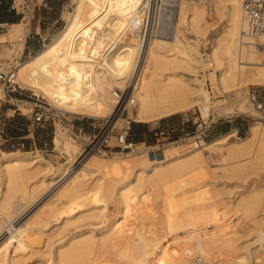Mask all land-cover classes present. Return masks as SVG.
Instances as JSON below:
<instances>
[{
	"label": "bare ground",
	"instance_id": "obj_1",
	"mask_svg": "<svg viewBox=\"0 0 264 264\" xmlns=\"http://www.w3.org/2000/svg\"><path fill=\"white\" fill-rule=\"evenodd\" d=\"M145 1L75 0L63 30L17 64L16 81L59 111L90 117L119 115L125 100L133 104L137 97L134 117L145 122L194 107L207 118L230 111L229 104H220L223 99L219 103L212 99L206 77L216 90L234 92L236 99L243 87L264 85L261 53L240 45L242 0H179L174 19L172 0H159L150 38L143 42L142 25L136 20L147 16L142 8ZM214 10L226 24L210 55L204 57L199 38L212 27L208 12ZM125 21L121 42L111 40L117 24ZM186 30L196 39L186 36ZM25 36L20 38L22 51ZM99 66L102 71L96 69ZM1 93L5 94L4 88ZM222 138L201 139L194 144L199 146L183 154L172 152L180 147L173 145L160 158L145 154L132 178L123 183L107 174L108 162L97 160L96 154L80 161L68 157L54 169L41 154L2 151L0 257L11 252L10 257L17 259L31 250L52 257V264H194L197 260L264 264V246L249 247L255 242L249 244L250 233L264 232V184L252 183L237 198L227 200L221 188L215 189L217 182L196 183L217 169H222L223 177L245 180L246 170L264 164V122L253 124L245 137ZM54 144L60 147V133ZM62 149L68 155L79 152V146L68 140ZM185 178L190 181L185 183ZM195 184L198 188L192 190ZM44 188L45 193L38 195ZM111 200L118 202L120 216L96 232L94 225L106 217ZM22 203L26 206L20 210ZM74 225L82 228L57 240L55 248L49 236L44 243L28 240L41 237L51 226L60 228L56 234H61Z\"/></svg>",
	"mask_w": 264,
	"mask_h": 264
},
{
	"label": "rangeland",
	"instance_id": "obj_2",
	"mask_svg": "<svg viewBox=\"0 0 264 264\" xmlns=\"http://www.w3.org/2000/svg\"><path fill=\"white\" fill-rule=\"evenodd\" d=\"M11 1H15V4L17 5L18 11H19L17 12V10H11V12L16 13L17 15L21 16L18 22L22 19L23 10L26 12L28 8L30 9V11L29 13H26L25 17L22 20L23 22L20 25H12V24L6 25L5 29L0 32V36L5 35L4 38L0 37V59H6V60H13L15 56L18 57L19 55L23 53L22 51L23 40H21L20 38L21 37L24 38L26 31H29V30L33 33L34 37L32 39L35 41V43H37L38 47L35 48L33 47L35 46V44L28 43L29 48H26L24 50L22 60L27 59L30 55L37 52V50L43 48L46 43L51 41L56 35H58L63 30L64 26L68 22L73 12V8L75 5V0H11ZM178 3H179V0L171 1L170 8L172 10V13H171L172 19H174L173 17H175ZM217 12L215 10L212 12L211 11L208 12V15H210V21L212 23L211 24L212 27L209 28L205 37L199 38L200 39L199 40V51L201 54L205 55L204 57H207L205 53L210 55L212 46L214 45L218 35H220V33L222 32L226 24V21L223 18H220V16L218 15L219 13ZM99 21L101 22L102 19L101 20L99 19ZM118 24H117V28L115 27L116 28V31H114L115 34L111 36V40L116 41L115 39H119V41L118 40L117 41L118 43H120L121 42L120 40L124 36V33L126 31L128 22L125 21L124 23H118ZM100 25L101 24L99 23V26ZM8 29H9V32H8ZM36 31L40 34H35ZM141 32H142V26H141ZM40 36L46 39L41 40ZM186 36H188L190 39L191 38L196 39V35L192 32H189V30H186ZM2 40H5V41H2ZM80 46L83 49H86L87 47L84 44H81ZM107 48L110 54L111 53L109 49L110 47H107ZM259 56L263 59V56L261 54H259ZM96 69L99 71L103 70L102 67L100 66H99V69L98 68ZM211 70H214V69H211ZM216 73H219V70H217ZM204 84H205V87L209 90L210 96L212 97V99L215 100V102L218 100L217 103L221 101L220 103L221 105L229 104L228 106L231 107V109H229L230 111L226 110L228 111L226 113L225 111L224 112L217 111L220 113L214 112L212 113L211 116L207 118L202 115L198 107H194L187 111L179 112V113H176L170 116H166V117L159 118V119H154L151 121H146V122L137 121L134 117V114L138 106V99L137 97L134 96L136 98L135 102L133 104L127 105L128 100L126 99L125 100L126 102L123 103V105H121V107L119 108V111H118L119 115L114 116L115 118H118L119 116L117 127H121L124 123H126L125 118L129 116L130 118L134 120V122L131 125L132 130H131V135L129 136L130 140L140 142V144L142 141L146 140V144H145L146 146H149V144L151 146H155L157 144V138L154 133L156 128L165 127L167 126V124L177 121L179 118L186 116V115H189L192 117V119H195L198 121H202V120L207 121V124L214 121L212 122V125L209 131H206V134H208L206 140L208 141L217 140L222 137L228 138L229 136H230V140H237L238 139L237 137H245L249 135L253 124L259 121L264 122V120L255 119L254 117L249 115L254 111L253 106L247 97L248 88L251 87L252 85L243 87L241 89L240 98L236 99L234 92L227 94L223 91L220 92V90L218 89L216 90L212 86L211 80L208 79V77H206ZM3 88L4 86L0 83V89H3ZM115 90L118 93H120V95H122L121 89L115 88ZM1 94H0V102L7 103V104L6 105L2 104V106H0V158L2 157V151L14 152L15 154L16 153L26 154L28 156L41 154L42 157L46 158L49 162H51L52 165H54L53 166L54 169H58L60 165L68 159V157L74 158L75 160L77 159L80 161L84 157L83 152H84L86 141L82 139H76L70 133V130L68 129V124H67L68 119L69 120L73 119L72 121H68V122L74 125L75 128L79 129L82 125L85 127L83 135L88 140L89 136L94 137L98 133L101 125L105 122L106 119H108V117H110V115L108 116V113H105L103 117H90V116L76 114V113L62 112L56 109L57 111L62 113L64 115L62 116L65 117L66 119L64 118L63 121H60V119L56 118L55 122L54 120H49V121H46L40 124L38 127L36 126L30 127L29 125L30 122L29 120H27L26 116L16 114V116L22 117V119H17L15 122L13 121L8 122L5 120H7L8 118L9 119L13 118L12 115L13 113H15L13 109L15 108L18 109L17 111L31 116L32 113L38 110V108L36 107L37 102L42 103V105H44L45 108H49L53 110H55V108H53L48 103V101H46L45 99L35 96L33 92L27 88L21 87L19 88L18 91L13 93L12 96H14V99L12 98V96L6 95V93L5 94L1 93ZM15 97L22 98L23 100L15 99ZM129 97L130 98L132 97V93L130 94ZM220 99H223V100H220ZM5 101H12V102H5ZM115 105H117V103ZM242 112H245V113H242ZM91 122H95L97 126L96 127L91 126L90 125ZM216 123L224 125L226 127V131L218 136H214L212 133L213 127ZM240 125H242V128L238 131L237 127ZM33 130H35L34 135H32ZM57 133H60L61 135V145L59 148H55L56 145L54 144V141H53L54 136ZM199 134H201L200 127H198L197 133L192 134V136H190L188 139H184L183 141H179L177 143H169L165 145L164 148H169L172 145L176 147L180 146V147L173 149L172 152L175 151V152H180L182 154L186 153L190 149H193L199 146V144L196 146L193 144L195 137H197ZM50 137H51V140L49 141ZM66 140L70 141L72 144L78 145L79 152L74 153L73 155H68L67 153L63 152L64 150L62 149V145ZM46 141H47V144L44 143ZM127 152L129 151L114 152V153L101 152V153L96 154L97 160L101 162L102 161L108 162L107 174L108 173L113 174V179L118 181L119 183H123L131 179L133 176V172L139 165L138 161L140 160V158H142V156L145 154L148 155L147 153H142V152L141 153L131 152V154H128ZM168 155H170V152L168 153ZM221 170L222 169H217L216 174L215 172H213L211 175H208V177L206 175L200 176L201 179L203 180H201L198 177H197L198 180H196L195 178L196 183L202 182L201 184H203L206 182L207 183L217 182V185H216L217 187L215 189L221 188L219 190H221L222 196L226 197L227 200H229L230 197H232L233 195H234L233 196L234 199L237 198V196L243 191H245L247 188H249L252 185V183L257 184L258 186H261L264 184V164L252 165L248 170H246L245 173L247 172L248 177L246 175L245 178L247 177V179L243 178L245 180H242L238 177L237 178L236 177H229V178L223 177L221 176L222 175ZM184 180H185L184 182L186 183L187 179L185 178ZM197 185L198 184H195L192 190H196L198 188ZM44 190L45 188L42 189L38 195L44 192ZM160 190H163L160 192V195L161 196L165 195V190L163 186L161 187ZM4 191L5 189H4L3 179L0 176V197ZM180 196L181 195L179 194L178 197ZM209 198L206 199V201L208 203H211L213 199L211 198L209 200ZM204 201H201V202H204ZM25 206L26 204L22 203L20 210L25 208ZM119 214H120V206L118 205V202L111 200L108 203V211H107L106 217L100 221L99 220L96 221L94 225L96 232H99V230L104 229L106 225L109 223V221H111L112 219L114 220V218L116 219V217L118 218L120 216ZM53 228H56V229L53 230ZM81 228L79 225L69 226V228L67 227V230H65L64 232L61 231L63 233L56 234L57 233L56 230L58 231V229L60 230V228H57V226L55 227L51 226V227H48V230L47 229L43 230L44 235H41V237L28 238V240L33 239L32 241L34 242L39 241L41 243L42 242L44 243L45 239H47L49 236V238H51L50 241L54 246L53 248H55V245L58 242L57 240L59 241L65 240L64 238H67L71 234L77 233ZM255 233L256 232L250 233L249 235V244L253 240L255 241L254 243L250 244L249 247L255 244H258V243L264 246V232L256 233V234ZM53 234L56 235L55 236L56 238H54V240L52 239ZM41 247H42V244L39 243L38 248H41ZM36 253L37 252L33 253V251L29 250L23 256L16 259L15 258L16 256L10 257V254H12L11 252H8V253L5 252V254L3 253L1 254L0 258L1 260H8V262H11V264H52L51 263V261H53L52 257L46 255L47 257L46 258L45 256L43 257L41 256V254H38V253L36 254ZM6 254H8L9 256ZM41 258L43 259L41 260ZM45 259L46 261H44Z\"/></svg>",
	"mask_w": 264,
	"mask_h": 264
},
{
	"label": "built area",
	"instance_id": "obj_3",
	"mask_svg": "<svg viewBox=\"0 0 264 264\" xmlns=\"http://www.w3.org/2000/svg\"><path fill=\"white\" fill-rule=\"evenodd\" d=\"M159 0H146L142 5V8L147 10V16L142 19H137V23L141 22L142 25V38L143 42H148L150 38V31L152 25L153 14L156 10ZM3 4V0H0V5ZM8 9L17 10V5L15 1H8ZM30 9L27 8L26 12L23 10L22 19L25 17L26 13H29ZM242 16L243 25L241 28L240 35V45L253 47L258 50L263 56L264 60V0H242ZM7 23H0V32L5 29ZM34 37L33 33L29 30L26 31L25 42L26 48L28 47L29 40ZM41 37V36H40ZM46 38L41 37V40ZM24 49V50H25ZM24 51L18 57H14L13 60L0 59V83L4 86L6 95L12 96L13 93L21 88V85L16 81V66L22 60ZM207 54V53H205ZM248 100L251 102L254 111L249 114L255 119L264 120V85H252L248 88L247 93ZM128 105V103H127ZM37 111L33 113V124L40 125L46 121L54 120L56 118L63 121L65 117L62 113L56 109L45 108L42 103H36ZM124 107V106H123ZM245 113V112H242ZM63 115V116H62ZM66 119V118H65ZM126 123L121 127H117L118 118L108 117L105 122L101 125L98 133L92 137L89 136L88 140L84 137L85 127L82 125L79 129L75 128L74 125L70 124L68 121L73 119H68V129L70 133L76 139H82L86 141L83 156L104 153H114V152H138L147 153L151 157H160L165 153V145L169 143H177L188 139L192 134L197 133L198 127L201 129V134L195 137L193 144L195 142H200L201 139L207 138L212 122L207 124V121H198L192 119L191 116L186 115L179 118L177 121L167 124L165 127H157L154 131L157 144L155 146H146V140L140 142L130 140L132 123L134 120L127 116ZM96 127L95 122L90 124ZM169 141V142H168ZM140 146V148H139ZM142 146V147H141ZM194 264H209L203 260H197Z\"/></svg>",
	"mask_w": 264,
	"mask_h": 264
},
{
	"label": "crops",
	"instance_id": "obj_4",
	"mask_svg": "<svg viewBox=\"0 0 264 264\" xmlns=\"http://www.w3.org/2000/svg\"><path fill=\"white\" fill-rule=\"evenodd\" d=\"M8 6V1L7 0H3V5H1L0 6V23H7V25L9 24V25H11V24H16V23H19V22H21L23 19H21L19 22H18V20L20 19V15H17L16 13H13V12H11L9 9L8 10H6V7ZM17 21V22H16ZM42 29V28H41ZM38 30H40V29H38ZM35 34H40V33H38L37 31H36V33ZM40 39H41V37H40ZM30 43H32V44H35V46H33V47H38V45H37V43H35V41L33 40V39H30L29 40V44ZM40 50V49H39ZM38 51V50H37ZM12 98L14 99V96H12ZM15 99H18V100H23L22 98H18V97H15ZM5 102H12V101H5ZM2 104H4V105H6L7 103H1L0 102V106H2ZM18 109L17 108H15V109H13V111L15 112V113H13V115H12V119H7V120H5V121H8V122H10V121H13V122H15L17 119H22V117H18V116H16V114L17 115H22V116H26V118H27V120H29V122H30V127L31 126H36V127H38L39 125H34L33 124V113H32V115L30 116V115H28V114H25V113H22V112H19V111H17ZM242 128V125H240V126H238L237 127V130L239 131L240 129ZM36 130V129H35ZM35 130H33L32 131V135H34V133H35ZM226 131V127L224 126V125H221V124H218V123H216L215 125H214V127H213V131H212V133H213V135L214 136H218V135H221L222 133H224ZM51 140V137L49 138V141ZM54 141V140H53ZM44 143H46L47 144V141L46 142H44Z\"/></svg>",
	"mask_w": 264,
	"mask_h": 264
},
{
	"label": "trees",
	"instance_id": "obj_5",
	"mask_svg": "<svg viewBox=\"0 0 264 264\" xmlns=\"http://www.w3.org/2000/svg\"><path fill=\"white\" fill-rule=\"evenodd\" d=\"M1 5H3V4H1ZM1 5H0V6H1ZM5 7H6V6H5ZM8 7H9V6L6 7V10H8Z\"/></svg>",
	"mask_w": 264,
	"mask_h": 264
}]
</instances>
